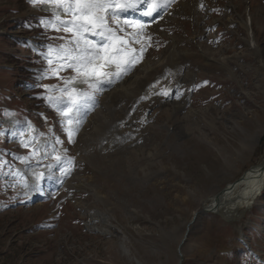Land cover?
Masks as SVG:
<instances>
[{"label": "rangeland", "instance_id": "rangeland-1", "mask_svg": "<svg viewBox=\"0 0 264 264\" xmlns=\"http://www.w3.org/2000/svg\"><path fill=\"white\" fill-rule=\"evenodd\" d=\"M183 1L160 24L146 29L151 41L136 53L133 72L100 98L102 107L82 131L84 146L78 143L73 149L86 151L82 173L67 183H74L77 197L66 207L50 198L46 204L37 201L6 211L1 202L10 205L15 193L24 192L22 179L11 185L13 173L20 167L28 178L27 168L41 161L28 151L30 140L22 143L26 122L16 130L15 117L4 115V108L21 105L35 112L32 93L38 95L41 83L54 81L44 75L49 62L30 65L26 52L11 41L26 33L14 21L45 16L48 6L0 0V160L14 164L11 174V168L0 170V264H178L186 228L181 264H264L263 191L242 215L228 219L201 213L191 224L212 197L264 160V0ZM246 15L254 50L246 43ZM30 29L34 43L42 45L35 35L39 28ZM172 37L179 41L177 49H167ZM154 61L163 66L140 73L145 74L140 81L117 92L141 64ZM163 91L169 95L158 94ZM42 106L47 112L48 104ZM117 120L121 143L112 139ZM5 123L15 132L4 131ZM104 141L106 146L99 148ZM102 217L110 225L104 234Z\"/></svg>", "mask_w": 264, "mask_h": 264}, {"label": "snow or ice", "instance_id": "snow-or-ice-1", "mask_svg": "<svg viewBox=\"0 0 264 264\" xmlns=\"http://www.w3.org/2000/svg\"><path fill=\"white\" fill-rule=\"evenodd\" d=\"M34 3L40 2V3H55L57 6H63L67 3V7L65 9L66 13L70 12L72 14V21L71 22H65L61 21V23L64 25V31L69 32L74 30V35H76L77 39L75 41L77 48L73 50H69L68 54L63 57V59L68 60L71 55L72 51H75L77 53V56L80 55V48L79 44L80 41L83 40V42L86 45L91 44V41L87 40L86 34L90 33L91 35H100L105 38H112L114 40L115 44H121V45H127L128 41L118 38L115 36V30L111 27L110 21L115 20L116 21V27L120 31H124L125 29L120 28V16L118 13L126 12V11H140L141 15L152 17L153 15L159 13L161 9H164L167 7V3L165 0H33ZM168 2H171V0H168ZM75 5V9H73L72 5ZM203 7V5H201ZM111 13V15H109ZM124 23L126 25H130L137 31L134 33L135 36L140 37L143 34V30L145 25L140 21H133V20H125ZM107 33V35H106ZM147 39H151V37H147ZM136 42H139L138 40ZM113 45L112 51L118 52L122 51L123 49H116ZM104 51L105 55L103 57H99L98 55L96 57H93L92 59L86 58V64L81 66H78L74 63H68V67L72 68L73 70L77 71L81 75H111L110 73H103V72H97L96 66L93 64L94 59H104L105 62H108L109 60L114 59L113 57L108 55V47L101 46L97 49V52ZM143 52V49H141V53ZM75 59V57H73ZM133 62H135V58H133ZM52 61L49 60V64H51ZM129 63L128 59L126 57L121 58L120 60L116 61V67L118 69L116 75H120V71L126 69H122V65ZM92 67V73H89L85 69L87 67ZM103 65H101L102 67ZM60 69H56V71H59ZM111 82V81H109ZM74 83V78L69 79L65 81L66 85H72ZM89 88H92L94 91L99 90V84H89ZM61 92L63 95L68 97V100L65 102L63 99L59 100H53L52 97H48L50 101L53 103H58L64 105V109L62 111V114L67 115L69 111H72L73 109H78L79 102L81 97H87V99L92 100L94 97L88 93H81L77 88L75 87H66L64 89H61ZM159 95L168 96L169 93L167 91H163L161 93H158ZM179 98V97H177ZM69 123H72L71 120L68 121ZM72 132H68L69 136V142H71ZM59 143V141H56ZM55 159L57 160V163H63L61 160V157L56 156ZM68 167H61L60 171L62 174L67 175L71 170V161H67ZM49 170L51 169V166L49 165ZM13 175H17L16 173H13ZM33 178L35 180L34 187L39 190L40 182L45 178V173L34 170ZM25 188H27L29 185L27 182H24L23 185Z\"/></svg>", "mask_w": 264, "mask_h": 264}, {"label": "bare ground", "instance_id": "bare-ground-1", "mask_svg": "<svg viewBox=\"0 0 264 264\" xmlns=\"http://www.w3.org/2000/svg\"><path fill=\"white\" fill-rule=\"evenodd\" d=\"M245 26L247 27V25L245 24ZM245 27V28H246ZM170 40L172 41V44L169 45L167 47V49L171 48L172 46L177 49L178 47V39L177 37H172L170 38ZM257 53V52H256ZM175 55V53H174ZM174 55H170V59L172 61ZM214 55V54H213ZM206 56V55H205ZM168 60V58H167ZM208 60V59H207ZM212 60V59H210ZM229 60V59H227ZM214 61V60H213ZM226 60H221V65H223V62ZM146 63V61L144 62ZM158 63V64H157ZM167 63V62H166ZM166 63H165V66H166ZM207 63V61L205 62V64ZM171 64V63H170ZM262 66L264 65L263 63H261ZM260 64V65H261ZM204 65V64H203ZM160 66H163L162 65V61H159V62H151L147 65H144V64H141L139 66V68L135 71V73L131 76V79L129 81H126L123 85H121L119 87V89L117 90V92L119 91H125V90H129L130 87L132 86V84H134L137 80H139L141 77H143L145 74H148V73H152V72H155V71H158L160 69ZM208 66V65H207ZM206 66V67H207ZM209 66H211L209 64ZM213 66V65H212ZM261 66V67H262ZM205 67V65L203 66ZM215 67V66H214ZM217 67V66H216ZM224 67V66H223ZM227 67V66H226ZM225 67V68H226ZM149 70V71H147ZM180 71V70H178ZM142 72H146L145 74L143 73L142 75L139 76L140 73ZM149 77V76H148ZM150 79H153V78H150ZM142 80V79H141ZM186 80V78H185ZM140 81V80H139ZM149 81V80H148ZM124 82V81H123ZM122 82V83H123ZM145 82V81H144ZM151 82V80H150ZM153 82V81H152ZM144 84V83H143ZM142 85V84H141ZM140 85V86H141ZM120 93V92H119ZM118 94V93H117ZM116 94V95H117ZM109 95V94H108ZM111 96V95H110ZM117 97V96H114V98ZM120 98V97H119ZM109 100V99H108ZM106 101V100H105ZM103 103V102H102ZM110 103V102H109ZM171 104V103H170ZM173 104V103H172ZM103 105V104H102ZM102 107V106H101ZM175 108V106H174ZM176 108L178 109V107L176 106ZM176 108H175V111H176ZM105 109V108H104ZM173 110V109H172ZM108 113V112H107ZM109 115V114H108ZM95 117V116H94ZM98 117V115H97ZM93 118V117H92ZM100 118V117H99ZM106 120V119H105ZM94 121V120H93ZM93 121H90V124L92 125L93 124ZM114 122V121H113ZM106 124H104L105 128L109 127L110 124L107 123L105 121ZM114 125V124H113ZM108 129V128H107ZM108 130H111V129H108ZM107 132V130H106ZM85 138H89L87 137L88 134H84L83 135ZM83 139V138H82ZM244 175V176H243ZM242 178L239 180H237L236 182H234V184L231 186V189L227 190V192L222 196V198L220 199V201L222 200L224 203H225V211H222V210H218V213L224 217V218H230V217H236V216H239V215H242V213L250 208L252 205H254L255 203V200L256 198L259 196L260 192L262 191V188L264 186V160L261 164H259L258 166H255L251 169H249L247 172H245L243 174ZM69 184V183H68ZM257 203V202H256ZM213 204V203H212ZM205 206V205H204ZM208 206L206 205L205 208H207ZM236 207H240V212H236L235 211V208ZM201 209H199L200 211ZM201 212V211H200ZM107 217V216H106ZM106 217H102V219H104V229H103V234L104 233H107L110 225L108 223V221L106 220ZM108 218V217H107ZM93 219H91L90 221H88L87 223L89 224V222H92ZM233 221V220H232ZM101 233V232H100ZM179 257V256H178Z\"/></svg>", "mask_w": 264, "mask_h": 264}, {"label": "water", "instance_id": "water-1", "mask_svg": "<svg viewBox=\"0 0 264 264\" xmlns=\"http://www.w3.org/2000/svg\"><path fill=\"white\" fill-rule=\"evenodd\" d=\"M252 168H253V167H252ZM243 176H244V175H243ZM243 176H241V177L239 178V180H240ZM233 184H234V183H231V184L227 185V186H226L224 189H222L218 194H216L214 197H212V199L209 200L210 203L207 205V206H208L207 208H205V206H203L202 209L200 210L201 212L199 211V212L195 213V215H194V217H193V219H192V221H191V224L194 222V220L196 219V216H197L198 214H201V213H208V212L218 213V210L221 209V206L225 207V203H224L222 200L220 201V199H221L222 196L227 192L228 189H229V190L231 189V186H232ZM212 203H213V204H212ZM187 237H188V233L186 232L185 236L183 237V239L181 240V242H180L179 245H178V249H181V248L183 247V245H184L185 242H186ZM181 262H182V258H181L179 264H181Z\"/></svg>", "mask_w": 264, "mask_h": 264}]
</instances>
